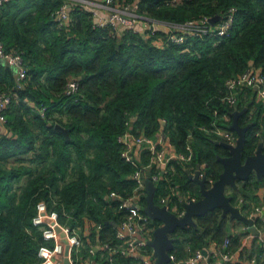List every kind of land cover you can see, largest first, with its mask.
<instances>
[{"label":"trees","instance_id":"16d2710c","mask_svg":"<svg viewBox=\"0 0 264 264\" xmlns=\"http://www.w3.org/2000/svg\"><path fill=\"white\" fill-rule=\"evenodd\" d=\"M62 3L9 0L0 5V40L6 50L22 55L27 68L18 87L15 70L0 61V94L11 96L4 111L7 120L0 124V264H35L39 249L52 245L33 222L39 201L80 230L82 258L91 256L98 242L113 247L120 243L113 222L119 223L124 211L119 199L108 201L107 195L114 191L126 199L137 188L136 167L122 157L120 140L133 116L134 133L155 138L163 131L178 152H187L188 143L193 148L191 162L170 161L155 184V201L166 197L171 207L182 211L187 197L200 198L199 185L186 170L194 172L204 165L208 185L223 171L217 156L229 155V150L216 143L221 138L212 129L217 124L232 130L234 107L223 101L226 81L251 66L264 72V0H139V14L173 25L237 9L229 34L190 35L183 43L170 40L172 31L162 29L117 35L96 26L92 12L81 4H73L70 22L62 28L55 19ZM71 78L79 83L72 95L65 92ZM250 101L248 112L239 119L241 125L251 123L245 157L256 151L261 139L264 151L263 109L254 89L244 88L237 107ZM56 124L69 128V139ZM12 159L22 164L8 170L4 164ZM149 162L150 152L143 151L141 164ZM25 176L23 189L16 193L15 185ZM238 184L240 189L230 194L248 214L253 204L264 202L258 194L264 178L253 173ZM86 219L101 227L85 232ZM195 220L196 225L172 234L171 253L177 260L226 237L236 251L249 232L231 233V220L220 208ZM256 224L262 229L259 219ZM152 225L160 223L152 220ZM249 245V251L248 244L241 248L242 257L261 255L263 246L257 238ZM109 258L101 250L94 255L99 264H111ZM112 259L113 264H142L139 258L120 253Z\"/></svg>","mask_w":264,"mask_h":264},{"label":"built area","instance_id":"2783aa9c","mask_svg":"<svg viewBox=\"0 0 264 264\" xmlns=\"http://www.w3.org/2000/svg\"><path fill=\"white\" fill-rule=\"evenodd\" d=\"M6 1L9 0H0V5ZM73 4L83 5L88 11L92 12L96 26L110 28L111 32L117 35H121L127 30L143 32L147 29L154 31L162 29L166 32L172 31L169 39L177 43H183L186 37L190 35L204 37L206 35L224 36L229 34L237 11L235 7H230L224 15H220V19L214 24L210 20L211 17L204 16L196 20L187 21L181 25H173L159 22L139 14V0H133L132 2L120 0H63L60 8L55 12V19L58 21L59 27L65 28L69 24ZM104 10H107V14L102 13ZM160 43L162 44L163 41ZM0 58L15 70L18 87H20L21 82L27 77V68L22 55L17 51L6 50L3 42L0 40ZM244 88L254 89L257 101L263 109L262 123L264 125V72L260 68L251 66L243 74L229 78L226 81L227 91L223 97V101L235 109L238 104L239 94ZM78 90V80L71 78L66 84L65 92L72 95L76 94ZM10 102L11 96L9 94H0L1 123H5L7 120L4 111ZM134 119L133 116L127 120L128 130L120 137V140L124 144L122 157L136 167L134 177L138 183L137 188L126 199L121 198L114 191L107 195L108 201H111L113 198L119 199V207L124 211L120 222L115 226V235L120 240V243L113 247L108 243L102 244L98 242L93 246L91 256L82 258L81 248L83 236L80 230L70 226L67 222H62L57 211L50 210L45 201H39L33 222L43 230L44 238L52 241V245H43L39 249V260L35 264H66V257L69 259L70 264H99L94 259V255L98 250L106 252L110 256L109 260L111 264H113V255L118 253L139 258L142 264H157L156 258L154 257V249L149 244L150 240L153 239V233L157 226L152 225V219L145 213V205L141 203L143 194L146 196L144 188L145 181L149 178L147 172L148 170L151 171L150 177L156 184L164 177L171 160L178 159L186 163L191 162L193 148L188 143L186 148L187 152L175 151L171 153L170 148L174 147V145L169 141L163 131L159 132L155 138L148 137L144 133L136 134L132 131V121ZM212 132L219 136L222 141L234 145L237 142L238 136L233 130L224 129L214 124ZM143 151L150 152V162L148 165L141 164ZM190 199L196 198L187 197L184 201H189ZM166 202L170 203L169 199L162 197L158 204L164 205ZM239 206L241 208V205ZM170 209L178 215L184 213V209L178 211L176 206H170ZM249 212V217L253 219V225L259 229V234L256 235L251 231V226L253 225L247 226L249 236L253 235V237H257L263 246L261 255L253 258H257L256 264H264V237L262 235L263 231H261L264 230V203L253 206ZM66 215L70 217L69 214ZM257 219L262 222V229L257 226ZM92 226H96L97 228L101 227L100 224L86 219L85 232ZM136 232H140L143 237L136 236ZM230 243L231 240L229 237H226L222 242L213 241L207 249H197L193 255L185 260H177L175 254L170 253V264H181L182 262H186L187 264H234L235 252L241 250L242 247L236 251H232L230 249Z\"/></svg>","mask_w":264,"mask_h":264},{"label":"water","instance_id":"95a60500","mask_svg":"<svg viewBox=\"0 0 264 264\" xmlns=\"http://www.w3.org/2000/svg\"><path fill=\"white\" fill-rule=\"evenodd\" d=\"M220 15H215L210 18L214 24L220 19ZM0 61L7 64L0 58ZM251 101L245 107L239 109L236 107L232 112V123L230 128L234 130L238 136L236 144H230L222 140H217L216 143L227 148L229 155H218L217 158L223 164V171L219 178L208 185V178L206 174L201 172V166L198 165L197 171L194 173L187 169L186 173L189 178L196 181L199 185L201 197L198 199H190L183 201L182 207L184 213L178 215L170 209V203L166 202L160 205L155 201L156 185L152 181L150 175L151 171L148 170L149 178L145 181L146 204L144 206L145 213L152 219L160 223L153 233V239L149 244L154 249V257L157 264H170L171 250L174 247L175 238L172 234L178 228H186L188 225H196L195 217L205 215L210 209L220 208L223 217L230 219H237L253 225V219L247 218L240 208V206L233 203V196L227 192L228 187L237 189L239 187L238 181H246L254 173L258 179L264 178V151L263 139L260 140L256 151L248 156H243L244 143L248 129L251 123L241 125L239 122L240 117L248 112ZM163 122H165L163 120ZM0 124H3L0 122ZM55 128L62 132L67 139L70 138L69 128L60 124H56ZM117 226L116 222H113ZM251 231L258 235L259 230L256 226H251ZM68 253V248H67ZM65 263L70 264L69 259L65 258ZM181 264H187L182 262Z\"/></svg>","mask_w":264,"mask_h":264},{"label":"crops","instance_id":"0c3cea01","mask_svg":"<svg viewBox=\"0 0 264 264\" xmlns=\"http://www.w3.org/2000/svg\"><path fill=\"white\" fill-rule=\"evenodd\" d=\"M107 10H104L102 13L103 14H107V12H106ZM170 151H171V153H174L175 151H177L176 150V148H175V146L174 147H171L170 148ZM5 164H7V167H13V168H18L22 163L20 162V161H17V160H14V159H12V160H10L9 162H7V163H5ZM203 166V165H202ZM202 166H201V172H204V166H203V168H202ZM197 171V170H196ZM196 171H194V173L196 172ZM203 175V174H202ZM240 185H239V187L237 188V189H234V188H232V187H228L227 188V190H230V191H227L229 194L230 193H232L233 192V190H239L240 189ZM258 194H259V198H260V200H261V202L263 201V199H264V187H262V188H260L259 190H258ZM264 202H262L261 204H263ZM235 205H238V204H235ZM239 205H241V203L239 204ZM238 205V206H239ZM253 206H255L254 204L252 205V207ZM242 210V209H241ZM242 213L247 217V218H250L249 217V214H246V213H244L243 212V210H242ZM250 213V212H249ZM252 219V218H251ZM231 220V227H230V232L231 233H240V232H242V231H246V230H248L249 231V229L247 228V226H249L250 224L249 223H246V222H244V221H241V220H237V219H230ZM259 230V229H258ZM261 231H263V233H262V235H263V237H264V230H261ZM252 238H257V237H253V235H251V236H249V232L246 234V235H244L243 236V238H242V248H243V246L245 245V244H248V248H247V250L249 251L251 248H250V245H249V242H250V240L252 239ZM257 241H258V243L259 244H261V242L259 241V239L257 238ZM240 247V248H241ZM246 250V251H247ZM247 254V253H246ZM252 255H254L253 257H256V254H252ZM253 257H247L246 255L245 256H241V250H238V251H236L235 252V263L234 264H256V262H257V258L255 259V258H253Z\"/></svg>","mask_w":264,"mask_h":264},{"label":"rangeland","instance_id":"374dc122","mask_svg":"<svg viewBox=\"0 0 264 264\" xmlns=\"http://www.w3.org/2000/svg\"><path fill=\"white\" fill-rule=\"evenodd\" d=\"M4 167H5L6 169H8V170H9V169H14L13 167H7V164H4ZM26 179H27V176H25L24 178H22V180H21L19 183H17V184L15 185L16 193H19L20 190L23 189L24 184L26 183ZM227 191H230V190H227ZM135 235L138 236V237H143V236L141 235L140 232H136Z\"/></svg>","mask_w":264,"mask_h":264}]
</instances>
